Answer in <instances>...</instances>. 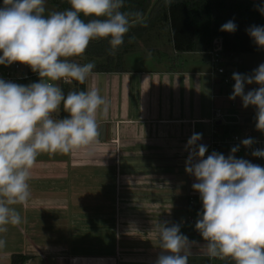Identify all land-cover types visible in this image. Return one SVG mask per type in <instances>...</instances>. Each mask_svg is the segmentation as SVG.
Wrapping results in <instances>:
<instances>
[{
    "label": "crops",
    "instance_id": "1",
    "mask_svg": "<svg viewBox=\"0 0 264 264\" xmlns=\"http://www.w3.org/2000/svg\"><path fill=\"white\" fill-rule=\"evenodd\" d=\"M45 8V15L56 11L48 0ZM146 41L170 51L169 66L166 52L156 59L136 57L131 66L137 45ZM123 65L126 72L87 78L89 90L98 89L109 104L106 116L97 113L98 125H105V141L97 138L94 154L37 156L27 206H12L23 222L0 233L6 241L0 264H9L14 255L28 257L24 264H155L163 253L155 226L178 224L189 214L185 180L179 184L186 193L168 190L178 186L166 176L152 179L147 174L151 170L140 167L168 166L178 157L187 160V141L217 106L209 57L177 54L170 32L164 35L156 26L124 55ZM218 101V107H227ZM180 232L193 242L192 232L181 226ZM190 258L198 257L191 252Z\"/></svg>",
    "mask_w": 264,
    "mask_h": 264
},
{
    "label": "clouds",
    "instance_id": "2",
    "mask_svg": "<svg viewBox=\"0 0 264 264\" xmlns=\"http://www.w3.org/2000/svg\"><path fill=\"white\" fill-rule=\"evenodd\" d=\"M70 8L45 15V0H3L0 7V65L20 62L37 72L40 82L20 85L0 79V233L23 221L13 205L27 206L28 181L40 153L83 152L91 156L100 135L98 110L107 115L109 104L98 89L64 93L59 81L84 84L96 65L70 60L82 56L93 39H108L115 54L129 32L130 14L121 11L124 0H68ZM264 14V7L260 9ZM137 16L139 13L136 14ZM84 18H89L87 22ZM229 20L221 31L235 32ZM257 46L264 48V26L246 30ZM233 92L243 106H255L256 128L264 131V63L251 75L234 72ZM260 87L245 94V84ZM63 104L68 113L54 119ZM200 133L187 141L190 150L185 171L193 175L192 189L200 194L202 212L195 224L206 244L201 249L210 258H231L235 264H264V167L237 159L239 146L225 157L198 144ZM245 147L252 138L241 142ZM253 156L264 157L257 149ZM163 250L155 264H188L194 242L180 232V225L157 224ZM6 241L0 239V248ZM168 253V254H164Z\"/></svg>",
    "mask_w": 264,
    "mask_h": 264
},
{
    "label": "trees",
    "instance_id": "3",
    "mask_svg": "<svg viewBox=\"0 0 264 264\" xmlns=\"http://www.w3.org/2000/svg\"><path fill=\"white\" fill-rule=\"evenodd\" d=\"M56 11L70 8L68 0H48ZM124 0L123 12L130 14L131 25L124 37V44L115 54L109 51L108 39H93L85 53L70 60L77 61L83 58L99 59L93 73H121L126 72L123 65L124 55L131 52L138 39L147 35L158 26L166 28L171 34L174 50L177 54L207 53L211 50L212 42L216 38L224 41L223 57L229 62V67L235 64L244 54H260L264 56V48L256 45L246 31L251 26H264V14L260 11L264 5L252 0ZM139 13L137 16L136 14ZM85 21L89 18H84ZM232 20L237 25L235 32L221 31V26ZM32 74L35 72L32 71ZM41 78L32 76L29 79L18 81L16 84L29 85L40 82ZM65 94L69 91H86V82L80 84L73 81L71 85L58 83ZM224 90V89H223ZM256 111L248 113L246 124L256 128ZM68 113L63 110V104L54 119H64ZM224 136H229L235 129L219 127ZM261 135L264 131L258 130ZM237 159H245L253 164L264 167V162L257 161L251 156L239 155ZM195 199L202 203L200 196ZM192 212H196L192 210ZM28 257L14 255L12 264H24ZM188 264H209L200 258L188 259ZM218 264H235L231 258Z\"/></svg>",
    "mask_w": 264,
    "mask_h": 264
},
{
    "label": "built area",
    "instance_id": "4",
    "mask_svg": "<svg viewBox=\"0 0 264 264\" xmlns=\"http://www.w3.org/2000/svg\"><path fill=\"white\" fill-rule=\"evenodd\" d=\"M224 54V41L222 38H216L212 42L211 50L207 52L210 63L209 76L212 80L213 96L212 99L222 100L227 104L226 108L213 107L212 116L207 120V124L211 125V136L208 144H206L208 151L205 153V158L212 152L223 154L227 157L231 154V149L235 146H239V150L234 154L235 156L244 155L251 156L257 161L264 162V157H256L252 155V152L257 149L264 150V135L248 126L246 120L248 113H251L256 109L255 106L249 105L247 108L243 106V101L240 97H236L234 100L229 99L233 92V86L235 81L232 79V71L229 70V62L223 57ZM32 76L39 77L38 73L34 74L30 71V66L14 62L10 65L0 66V79L17 83L18 81L29 79ZM62 83V81L56 82ZM259 85L249 84L245 88V94L253 89L259 88ZM224 89V90H223ZM218 123H221L218 125ZM231 127L235 129L229 136H224L219 127ZM252 138L253 144L250 147H245L241 142L244 139ZM190 154L188 149L187 159ZM188 209L189 215L181 222L186 230L193 232L197 236H201L196 230V221L200 218L198 213L202 212V203H199L195 197L189 195L188 197ZM192 210L196 212H192ZM202 237V236H201ZM209 262V264H218L224 260L210 258V257H198Z\"/></svg>",
    "mask_w": 264,
    "mask_h": 264
},
{
    "label": "rangeland",
    "instance_id": "5",
    "mask_svg": "<svg viewBox=\"0 0 264 264\" xmlns=\"http://www.w3.org/2000/svg\"><path fill=\"white\" fill-rule=\"evenodd\" d=\"M156 0L153 1V3ZM163 34H166V28H162ZM136 51L134 54H132V58L133 60H136V57L139 59H142V57H147V58H158V56H160L159 54L166 52L167 57L165 58V65L169 66V59L171 58V53L169 50L165 49V48H161V46H157L156 44H154L152 41H146V42H139V44L136 47ZM170 56V57H169ZM188 58L189 56H185V58ZM199 57V56H198ZM203 58L205 57L204 55L202 56ZM132 58L130 61H132ZM185 58H182L181 61L183 63H185ZM206 58V57H205ZM135 60L131 62V66L135 64ZM77 63L80 64H86L89 62L92 63H96V62H101V60L99 59H94V60H90V61H75ZM264 63V56L260 55V54H244L241 55L238 59V61L235 64L230 65L229 70L232 71V73L236 72V73H241V74H245V75H251L253 73V71L260 65ZM189 63H185V66H188ZM91 83V79L87 80V86L89 90V85ZM252 85H257L255 83H253ZM210 95H211V91H210ZM219 101L217 100V107L219 106ZM59 110L56 112L58 113ZM55 114V113H54ZM101 128V127H100ZM197 133H200L202 135V139L201 142H199L198 144H203L206 145L208 144L209 140H210V136H211V125L206 124V125H198L197 126ZM143 150V149H142ZM143 158V157H141ZM180 159H172L171 163L168 166H163V167H158L155 165L152 166H141L140 168H144L147 170H151L150 173H147L148 177H151L152 179L155 180H160L162 178H164L165 176L168 178V180H170L171 182H169V184L174 185V189H168V190H173V191H181V193H186V190L184 188L181 187V185L179 184V182H183L184 180L186 181V189H187V172L185 171V166H186V160L185 158L182 159L181 157H178ZM241 159V158H240ZM149 160V159H148ZM141 163L143 161L139 160ZM151 161V160H149ZM152 162H154V160L152 159ZM196 179L193 175H191V196L192 197H199L200 194L196 191H194L192 189V184L196 183ZM176 193V192H175ZM188 199V197H187ZM189 214H186L183 218L186 219L188 217ZM183 219V220H184ZM178 224L181 226V222L178 221ZM182 228H184L183 226H181ZM185 229V228H184ZM197 235H195L193 232L191 234V238L193 239V249L191 250V252L193 253L194 256L196 257H207V255L204 253V250L201 249L203 245L206 244V241L203 240L202 237L200 238H196ZM9 264H12V261L9 262Z\"/></svg>",
    "mask_w": 264,
    "mask_h": 264
},
{
    "label": "water",
    "instance_id": "6",
    "mask_svg": "<svg viewBox=\"0 0 264 264\" xmlns=\"http://www.w3.org/2000/svg\"><path fill=\"white\" fill-rule=\"evenodd\" d=\"M260 5H264V0H252ZM221 123H218L220 125ZM99 138L101 141H105V125L101 126L100 128V135ZM191 190V175L187 173V196L190 195Z\"/></svg>",
    "mask_w": 264,
    "mask_h": 264
}]
</instances>
